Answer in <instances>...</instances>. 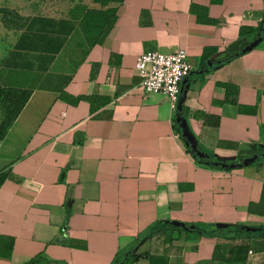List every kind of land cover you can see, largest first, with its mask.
<instances>
[{
	"label": "crops",
	"instance_id": "obj_1",
	"mask_svg": "<svg viewBox=\"0 0 264 264\" xmlns=\"http://www.w3.org/2000/svg\"><path fill=\"white\" fill-rule=\"evenodd\" d=\"M68 2L0 0V86L28 90L0 137V264L37 252L108 264L156 219L248 232L155 234L123 264H264V36L215 65L253 39L264 1ZM85 8L100 18L80 19ZM178 47L191 64L179 109L195 147L222 162L256 153L252 162L197 161L176 107L138 86V53Z\"/></svg>",
	"mask_w": 264,
	"mask_h": 264
},
{
	"label": "trees",
	"instance_id": "obj_2",
	"mask_svg": "<svg viewBox=\"0 0 264 264\" xmlns=\"http://www.w3.org/2000/svg\"><path fill=\"white\" fill-rule=\"evenodd\" d=\"M95 1H98L100 4H103L106 0H95ZM107 9L109 12L112 11V7H108ZM96 18H100V16L97 15L96 17L94 10L88 9V8H85V10L83 11V14L80 16V19L86 20V21L88 19H91V21H95ZM45 21L50 22V19H45ZM30 25L28 24V27ZM257 35H260L261 37L264 36V20H261L258 24V27L254 29L253 31V36L256 37ZM41 40H44V44L46 45V48H48L47 45H48L49 39L41 38ZM50 49H54V48H50ZM240 52L241 51L238 50L236 52L228 53L221 60L217 61L215 65L217 66L221 64L222 62L230 59L231 57L239 54ZM181 91L182 90L178 91L177 99L180 98ZM27 96H28L27 89L15 87V86H0V101L2 102V106H3V117L0 120V137H2V135L4 134L9 123L12 121V119L15 117V115L19 111V109L21 108ZM176 113L178 115H181L180 109L176 110V108H174V115ZM173 123H174V128L178 136L180 137L181 140H184L183 137L179 135V127L177 123L174 120H173ZM185 147L190 152L192 157L196 159L197 161H200L208 165H212V166H219L220 163L222 162L221 160H218L215 157L205 155V154L199 157L195 155L193 151L190 150L188 145H185ZM263 150L264 148H260L259 150L256 151L258 157H262L260 152ZM239 160L240 158L234 159L235 162H239ZM215 161L216 163H214ZM236 165H239V164H235V166ZM183 223L186 226L192 225V228L188 229V228H182V227L173 225L169 222V220H166V219L153 220L151 223L146 225V227L138 231L135 238H133L124 247L116 251L112 255L108 264H123L126 260L128 261L132 260L134 257L138 256L136 253L133 252V248L135 244L140 239L148 237V236H152L155 234H169L173 231H179V230H183L185 232L196 233V234H209V235H212V234L225 235L227 233H230V234L238 233L239 234V233L248 232V231L243 230V228L239 224H236V223H227L224 225L206 224L203 226L197 225L195 223H190V222H183ZM20 264H56V261L46 256L43 252H37L33 254L31 257H29L28 259H26L25 261L21 262Z\"/></svg>",
	"mask_w": 264,
	"mask_h": 264
},
{
	"label": "built area",
	"instance_id": "obj_3",
	"mask_svg": "<svg viewBox=\"0 0 264 264\" xmlns=\"http://www.w3.org/2000/svg\"><path fill=\"white\" fill-rule=\"evenodd\" d=\"M133 66L139 76L138 86L144 91L161 92L174 108L179 81L191 69L185 49L178 47L171 52L145 49L136 55Z\"/></svg>",
	"mask_w": 264,
	"mask_h": 264
},
{
	"label": "water",
	"instance_id": "obj_4",
	"mask_svg": "<svg viewBox=\"0 0 264 264\" xmlns=\"http://www.w3.org/2000/svg\"><path fill=\"white\" fill-rule=\"evenodd\" d=\"M262 20H264V9H263V14H262ZM260 38H261V36L257 35L255 38H253L248 43H246L243 47H241L240 51H245V50L250 49L252 46H254L260 40ZM207 64H209V63H207ZM180 90H181V87L179 86V91ZM179 102H180V100L177 99L176 105H175L176 110H179ZM175 121L179 127L180 136L183 137V139H184V143L189 146L190 150L193 151V153L195 155H197L199 157L203 156L204 153L195 147L194 142L192 140V137L187 133L182 116H180L176 113L175 114ZM261 154H264V151H262ZM255 157H256V153H252L249 156L243 157L239 162H232V161L231 162H221L220 165L223 167H232L235 164H248V163L252 162ZM214 163H216V161ZM169 222L173 225H176V226H179L182 228H188V229L192 228V225L186 226V225H184V223L182 221L172 219V220H169ZM244 229L252 230L253 227L245 226Z\"/></svg>",
	"mask_w": 264,
	"mask_h": 264
},
{
	"label": "rangeland",
	"instance_id": "obj_5",
	"mask_svg": "<svg viewBox=\"0 0 264 264\" xmlns=\"http://www.w3.org/2000/svg\"><path fill=\"white\" fill-rule=\"evenodd\" d=\"M39 2L44 3L43 8L46 11L53 10V9H59V8H64L68 5L69 0H38ZM32 3L33 7H36L37 0H30ZM42 5V4H41ZM3 117V106L2 102L0 101V120Z\"/></svg>",
	"mask_w": 264,
	"mask_h": 264
}]
</instances>
